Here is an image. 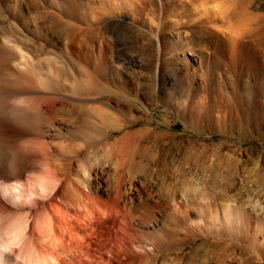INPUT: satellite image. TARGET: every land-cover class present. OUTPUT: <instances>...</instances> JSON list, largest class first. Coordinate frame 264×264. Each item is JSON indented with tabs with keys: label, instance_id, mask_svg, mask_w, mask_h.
Wrapping results in <instances>:
<instances>
[{
	"label": "rangeland",
	"instance_id": "rangeland-1",
	"mask_svg": "<svg viewBox=\"0 0 264 264\" xmlns=\"http://www.w3.org/2000/svg\"><path fill=\"white\" fill-rule=\"evenodd\" d=\"M36 1L33 31L0 11V34L22 40L27 93L57 101L35 122L0 117L26 156L0 223L32 226L62 194L93 212L85 244L104 263L84 264H264V0ZM52 4L72 26L52 27ZM45 162L62 182L39 191Z\"/></svg>",
	"mask_w": 264,
	"mask_h": 264
},
{
	"label": "bare ground",
	"instance_id": "bare-ground-1",
	"mask_svg": "<svg viewBox=\"0 0 264 264\" xmlns=\"http://www.w3.org/2000/svg\"><path fill=\"white\" fill-rule=\"evenodd\" d=\"M24 1L25 0H0V11L2 12L1 21L7 20L10 15H14V22L11 24L18 26L21 34H23L25 28L29 31H33L37 26L31 23L32 20L26 18ZM207 1L202 0V3L206 4ZM33 2L36 4L37 1L33 0ZM51 7L50 12H48L52 17V27L57 24L72 26L71 23L66 22L58 16L56 5L52 4ZM0 36H2V38H0V117H13L18 120V122L23 123H26L28 119L34 121L45 109L44 103H47L48 106H54L57 98H55L54 92L43 94L27 93L29 91H35V88L31 87V84L29 87H26L24 84V79L26 78L25 67L28 63L25 49H23L21 44V39L23 38L20 39L21 42L19 41L20 43L18 44L16 40L19 39L13 40L6 36V34H0ZM15 58L18 59L17 62L13 61ZM64 61L69 65H74L72 64L73 60L71 58L65 57ZM49 62L51 63V61ZM48 65L51 70L53 65ZM52 72L56 73L57 70ZM47 78L48 82L55 86L57 91L60 90L54 77L49 76ZM1 150L7 151L8 153V161H6L8 165L5 166L6 162L4 163L1 160L2 155L0 154V172L2 174L0 177V191L4 196L10 197L11 199H18V197L23 194L24 190L22 192V185L15 178V174L17 170H19L22 163L21 161H24L26 156L22 152L23 149L19 144L11 143L6 138L0 139V152ZM46 163L48 162H45V165L42 163L43 167L36 178V180H38L36 189L38 188L39 191H44L49 188L50 185L55 188L62 182L59 181L58 183V177L56 179V169H51ZM80 166H82V164ZM53 168L55 167L53 166ZM80 168L83 178L87 180L89 172L84 167ZM29 195H31V193ZM61 195L59 194V197L64 201L65 205L57 202H49L50 210L48 211L47 208L44 207L37 217L35 216L36 219H34L32 226L29 224L30 214L20 215V217L14 215V217L8 219L10 221L5 223V225L0 223V264H84L85 260L88 262L98 261L99 263H104L103 259L94 256V253L87 245L88 243L85 244L87 239L94 238L97 233V229L87 224L89 222L84 223V216L86 217L93 213L89 208L88 202L86 203L85 201V204H82L84 212L82 216H80L78 214L80 211H72L69 206L71 204L69 203V199L67 200ZM71 198L72 197H70V199ZM205 201L206 206L209 207V202H207V200ZM102 212L106 214V210H102ZM76 227L81 231L77 230ZM119 228L120 226L118 230ZM114 239L112 250L116 255L123 254V239L117 236Z\"/></svg>",
	"mask_w": 264,
	"mask_h": 264
}]
</instances>
